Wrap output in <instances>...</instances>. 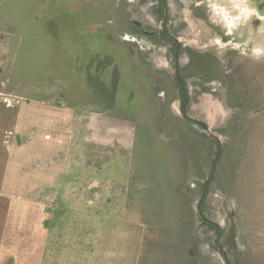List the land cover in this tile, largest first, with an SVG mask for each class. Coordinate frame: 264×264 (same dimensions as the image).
<instances>
[{"label": "rangeland", "instance_id": "374dc122", "mask_svg": "<svg viewBox=\"0 0 264 264\" xmlns=\"http://www.w3.org/2000/svg\"><path fill=\"white\" fill-rule=\"evenodd\" d=\"M37 1L44 0H20L23 7L18 6L17 10L24 8L28 12ZM47 1L49 15L34 21L42 26V40L47 31L51 36V22L57 24L60 31L56 32L61 34L64 29L62 16L50 15L53 14V2L56 1ZM169 1V31L173 33L175 25L180 22L184 24L183 35L193 46H197L196 42H199L200 48L214 50L221 56V60L211 55L206 57V64L212 71L205 68L204 71H195L207 78L219 77L224 83H185L188 101L183 109L184 93H181L174 79L177 65L175 59L172 60L171 48L165 44L161 48L158 46L163 37L159 34L162 24L154 18L153 6L142 4L136 8L137 5L132 3L136 8L133 15L127 9L128 2L124 0H100L101 31L93 35L95 47L99 45L100 50L96 64L102 67L98 73L99 79H96L100 81V84H96L97 92L91 97L86 95L69 102L52 96L53 100H48L47 106L23 102V112L44 108L53 115L51 123H47L42 129L32 130L36 133V146L49 148V154L40 155L41 151L37 148L35 164L29 166L26 163L25 166L26 169L35 165L37 169L40 165L44 168L46 156L48 160L52 157L54 175L65 172L60 160L65 154L66 144L73 147L77 141L78 120L74 117L82 118L101 111L102 115L126 122L138 119L152 121L159 115L161 119H166V123L169 120L168 123L174 122L184 126L183 128L187 126L184 130L196 141V149L204 148L208 151L212 148L213 164L211 162L212 166L208 165V174L203 180L194 181L190 191L184 192L182 189L180 205L172 206L174 181L165 180L166 173L162 169L161 174L160 171L156 172L155 164L147 161L151 187L144 190V201H141L140 209L136 207V201L132 209L126 210L124 198H110V205L108 198H101V205L94 213H87L94 219L77 218L72 213H69L68 219L66 214L60 213L67 208L76 207L77 198L74 197H57L51 202L48 197L22 198L20 204L14 205L15 212L10 218L8 237L0 251V264H264V52L256 54L252 51L254 47H264V21L257 19L254 14L246 16L241 11L246 7H254L264 15V0ZM213 4L223 8V14L226 12L229 17H239L233 19L231 34L225 35L229 25L220 13L214 16L216 21L213 19L219 24L216 26L205 17L191 20L194 27L183 20L175 21L186 17L189 22L192 8L198 6L202 8L199 12L207 10L212 17L213 10H216ZM12 5L11 0H0V10L3 8V11L11 12ZM73 8H79V5ZM13 23L15 22H11ZM17 24L21 25L23 31H30L31 22L28 20ZM196 28H200L199 35L195 33ZM127 32L132 36L126 35ZM216 33L225 36L223 39L218 36L222 48H211L209 42H205L215 38L213 34ZM90 36L92 35L85 34V37ZM64 37L62 33L60 37L54 36V40ZM9 40L10 37L0 29L1 80H7L4 77L7 76L5 64L11 57ZM29 41L34 44L33 35H29ZM91 41L85 38L82 45H93ZM87 48L89 47L85 50ZM50 54L53 59L57 58L56 55L60 56L53 52ZM88 55L85 54V58L79 63L74 61L69 66L67 64L68 68L74 69L70 70L71 74L66 70L67 76L65 73L63 81L67 83L61 87H68L70 90L71 87L76 88L77 80L81 82L88 79V74L93 72ZM107 56H111L115 62L106 66ZM185 59L186 54L182 57V63ZM160 60H164L166 64L163 70L154 71L148 65L157 63L161 66ZM142 62L145 63L143 68L139 65ZM55 63L58 61L55 60ZM39 64L40 62H35L33 69L37 75L29 81L44 76L46 80L58 77L54 64H49L44 69ZM136 77L150 78L154 83V92L165 89L167 102L159 104L157 100H153V96L146 92H154L146 87H142V95L136 91L133 83ZM113 80L121 81L116 86L118 97L115 102L110 99L115 94V83L111 87ZM27 82L25 79L18 93H25ZM176 91L181 96H177L180 102L179 119L169 109V102L176 98ZM63 114L68 116L67 120ZM46 133L50 135L48 138L45 137ZM182 136V142L186 141L184 133ZM210 141L212 145L209 146ZM116 153L111 164L100 170V176L109 173L124 177L129 149L125 152L124 146L121 150L116 148ZM184 168L187 169L188 165H184ZM24 173L28 174L29 171ZM13 183L8 182L7 186L12 188ZM44 183L45 181H38L36 185L45 186ZM221 186L223 192H217ZM22 187L26 191L28 182H22ZM52 217L53 235L49 231ZM48 237L52 240L49 248L47 246V260H44Z\"/></svg>", "mask_w": 264, "mask_h": 264}, {"label": "crops", "instance_id": "0c3cea01", "mask_svg": "<svg viewBox=\"0 0 264 264\" xmlns=\"http://www.w3.org/2000/svg\"><path fill=\"white\" fill-rule=\"evenodd\" d=\"M11 1L13 4L11 12L3 11V8L0 10V29L3 34L10 37L9 46L11 47L9 50L11 57L9 62L5 64L7 76L4 78H7V80L0 79V251L3 250L8 237L11 224L10 218L15 212L14 205L15 203L20 204L21 199L25 197H48L50 202L57 197L77 198L76 207L67 208L60 212L66 214L68 219L70 218L69 213L77 218L94 219L87 213H94L97 207L101 205V198H108L109 205L111 203L110 198H124V209L126 210L127 208L132 209V205L136 201L135 205L140 209L141 201H144V190L151 187L146 168L147 161L155 164L157 167L156 172L162 169L163 173H166L165 180L174 181L175 195L172 198L171 205H180L181 190L183 189L184 192L190 191L194 181L203 180L205 175L208 174V165L212 166L213 164L211 160L212 148L208 151H205L204 148L196 149V141L192 140L184 130L187 129V126L183 128L184 126L174 124V122L168 123L169 120L166 123V119H161L159 115L152 121L138 119L131 122L112 119L111 116L102 115L101 111L82 118L75 116L74 118L78 120L77 141L73 147L66 144L65 154L60 160V164L65 167V172L54 175L52 157L48 160L46 156H44V168L40 165L37 169L35 165L33 168L27 167L26 169V163H29V166L35 164L36 159L34 158L37 154V148L41 151L40 155L49 154V148L36 146L37 137H35L36 133L33 131L36 128L42 129L47 123H51L53 115L50 110L44 108L23 112V102L29 101L47 106L48 100H53L52 96L58 98L57 100L61 99L69 102L83 98L86 95L91 97L97 92L96 84H100V81H96V79H99L98 73L102 67L100 64L98 66L96 64L100 50L99 45L95 47V37L93 35L101 31L100 0H55L54 4L51 3L54 5V9L52 10L53 14L50 15L57 17L61 15L64 20V27H61L64 28L62 33L65 37L57 41L54 40V36L60 37L62 33L56 32L60 31L56 23L51 22V36L47 31L44 40L40 39V37L42 38V26L35 23L41 17L49 15L47 7L49 1L35 2L28 12V9L25 10L24 8L17 10L18 6L23 7L20 0L18 2ZM124 1L132 4L130 0ZM132 1L136 2V0ZM168 2L171 6L169 0ZM136 4L138 3L136 2ZM75 5H79V8H73ZM214 9L216 10H213L212 20L216 18L214 16H217V13L223 14L217 8ZM134 19L138 20L137 18ZM22 20L31 22L30 31H23L21 25L17 24ZM189 20L196 21L201 20V18L191 13ZM6 21L8 22L6 23ZM11 22L15 23L11 24ZM85 34H91L92 36L85 37ZM127 34L132 36L128 32ZM29 35L34 36L33 45L29 41ZM213 35L220 36L217 33ZM3 37L5 38L4 35ZM68 37H70V40H68ZM85 38L92 40L93 45H82ZM27 46H29L28 49ZM86 47L89 48L85 50ZM50 52L60 54L59 57L57 55V58L54 57L58 63H55ZM85 54H89L88 61L93 69V72L88 74V79L81 82L77 80L76 88L71 87L70 90L68 87H61L62 84L67 83L63 81L65 73L67 76L66 70L71 74L70 70L74 69V67L68 68L67 64L69 66L74 61L81 62L85 58ZM35 62H40L39 65L43 69L47 68L46 66L49 64L53 65L55 63L53 67H55L56 76L58 77H50L51 79L46 80L44 76L38 77L35 81H29L30 78L37 75L33 69ZM107 62H104L106 66L115 61L111 56H107ZM139 65L143 68L145 63L142 62ZM148 65L154 71L166 68L159 66L157 63ZM78 73L80 74L79 71ZM110 76L113 78V75ZM25 79L28 80L25 93H18ZM113 83H115V94L114 98L112 96L110 99L115 102L118 97L116 86L121 81L113 80L111 87ZM133 83L136 85L135 90H138L141 95L144 94L142 87L154 92V83L148 77H136ZM144 91L146 92L145 89ZM146 93L152 95L153 100H157L159 104L162 101L167 102V91L165 89L157 90L152 94ZM176 94V98H172V101L169 102V109L173 116L179 119L181 115L180 102L177 97L179 96L178 91H176ZM150 99L152 98L150 97ZM63 117L66 120L68 118L65 114H63ZM37 118H39V121ZM43 118L44 120H42ZM139 123H142V125ZM182 133L185 136L187 135L186 141H183L184 143L182 142V138H184ZM49 136L46 133L45 137L48 138ZM210 145H212L211 141ZM123 146L125 152L129 149V161L124 177L109 173L100 176V170L111 164V159L118 153H116V148L121 150ZM186 164L188 165L187 169L184 168ZM27 170L29 173L25 174L24 171ZM38 181H45V186L36 185ZM8 182H14L12 188L7 186ZM22 182H28L26 191L23 187L21 188ZM53 182H55V185ZM222 187L217 192L219 190L220 193L223 192ZM208 202L211 204L210 200ZM53 217L50 219L52 225L49 226L51 235H53ZM66 222L71 224L70 221ZM48 239L45 242L44 260H47L48 245L51 244L52 238L48 237Z\"/></svg>", "mask_w": 264, "mask_h": 264}, {"label": "flooded vegetation", "instance_id": "af4514ba", "mask_svg": "<svg viewBox=\"0 0 264 264\" xmlns=\"http://www.w3.org/2000/svg\"><path fill=\"white\" fill-rule=\"evenodd\" d=\"M132 3L136 4V2H133V1ZM134 4L127 3V9L130 10L133 15L135 14L134 11H136V8L142 4L143 5L148 4L149 6H153L152 14L154 15V18H156L162 24L159 34L163 37L162 39H160L161 41L158 43V46L161 48V47H164L163 44H165V46H169L171 48L170 52L173 55L172 60L175 59V64L177 65L176 67L177 69H176V73L174 77L175 84L178 86L182 94L183 93L186 94V91H187L184 87L185 83H190L191 81L192 82L194 81L200 84L202 82L209 84V83H214L217 81L222 84L224 83L222 79H219V77L215 76V78H207V77H204L202 73L195 71L196 69H201L202 71H204V68L209 72L212 71L210 66L208 67L206 64V61H207L206 57L211 55L217 58L218 60H221V56L219 54H216L214 50H208V49L200 48L199 46H193L191 42L188 40V38L185 35H183L184 34V31H183L184 24H180V22H178L175 25V30L173 33L169 31L168 23L171 20L170 19L171 13H170V8H169L170 4L168 0H138V4H136L137 6H135L136 8H134ZM196 5H201V4L196 3ZM198 7H197L198 9L195 7L192 8L193 11L191 13L193 15H195L198 18L205 17L206 20H208V22H210L211 24L215 26L219 25L215 22L216 20L215 21L212 20V17H210V14H208L207 10L199 12L200 10H202V8L201 6H198ZM180 20L186 21L187 24L191 23L190 26L192 25L194 27L191 20H189L188 22V19L186 17L184 19H180V18L175 19V21H180ZM137 21H141V19L138 18ZM195 33L198 35L200 34L199 30L197 32V29H195ZM226 34L227 33H225V35ZM144 37H147V36H144ZM221 37L223 39V37L225 36H221ZM203 39L204 40L206 39L205 35H203ZM169 47L168 49H170ZM185 54L187 56V59H185L184 62L182 63L183 61L182 57ZM160 65L164 68V66L166 65L164 60L163 62H161L160 60ZM225 71L224 73L227 72ZM178 93H179V97H181L179 91ZM182 101H183V109H184V96L182 97Z\"/></svg>", "mask_w": 264, "mask_h": 264}, {"label": "clouds", "instance_id": "9594fccd", "mask_svg": "<svg viewBox=\"0 0 264 264\" xmlns=\"http://www.w3.org/2000/svg\"><path fill=\"white\" fill-rule=\"evenodd\" d=\"M212 6L215 8H218V10L221 12L224 11L223 8H220L218 5L213 4ZM241 11L246 16L254 14L257 19L264 21V15H261V13L254 7H251L250 9L246 7V8L241 9ZM224 18L227 21V24L229 25V27L227 28V34H231V31H232L231 25H232L233 19H239V17H235V18L229 17L228 14L225 12ZM237 47H239V45H237ZM252 51L256 54H260V53L264 52V47L257 46V47H254L252 49Z\"/></svg>", "mask_w": 264, "mask_h": 264}, {"label": "bare ground", "instance_id": "6f19581e", "mask_svg": "<svg viewBox=\"0 0 264 264\" xmlns=\"http://www.w3.org/2000/svg\"><path fill=\"white\" fill-rule=\"evenodd\" d=\"M195 21V20H194ZM197 30H199L198 28H196ZM217 37V38H216ZM205 42H209V47H214V46H216V48H222L223 46H222V43H221V40L218 38V35L217 36H215V38H211V39H209V41H205ZM199 43V42H198ZM198 43L196 42V45L197 46H199L198 45ZM202 43V42H201ZM208 44V43H207ZM199 47H201V46H199ZM218 50V49H217ZM159 51V50H158ZM157 53V52H156ZM162 56V55H161Z\"/></svg>", "mask_w": 264, "mask_h": 264}, {"label": "trees", "instance_id": "16d2710c", "mask_svg": "<svg viewBox=\"0 0 264 264\" xmlns=\"http://www.w3.org/2000/svg\"><path fill=\"white\" fill-rule=\"evenodd\" d=\"M187 101H188V95L184 94V107H185V104L187 103Z\"/></svg>", "mask_w": 264, "mask_h": 264}]
</instances>
